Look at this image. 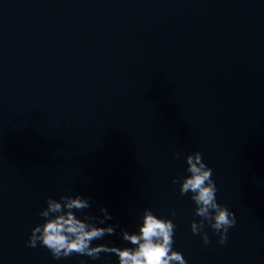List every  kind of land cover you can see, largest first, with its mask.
Segmentation results:
<instances>
[{"label": "water", "instance_id": "obj_1", "mask_svg": "<svg viewBox=\"0 0 264 264\" xmlns=\"http://www.w3.org/2000/svg\"><path fill=\"white\" fill-rule=\"evenodd\" d=\"M195 152L224 245L172 183ZM77 194L119 224L92 246L131 247L150 208L187 264H264V0H0V264H118L26 246L45 198Z\"/></svg>", "mask_w": 264, "mask_h": 264}, {"label": "clouds", "instance_id": "obj_2", "mask_svg": "<svg viewBox=\"0 0 264 264\" xmlns=\"http://www.w3.org/2000/svg\"><path fill=\"white\" fill-rule=\"evenodd\" d=\"M180 155L179 152L174 153L173 159H179ZM185 163L187 175L174 178L172 183L179 184L180 196L190 194L195 205L194 216L200 218L191 222L190 230L193 235H200L207 245L209 237L204 229L209 228L213 235H219L217 243L224 245L229 229L236 225L235 214L217 202L212 169L203 162L202 153L187 155ZM45 204L46 207L38 214L44 223L32 229L26 246L44 247L54 260L73 254L97 260L101 253H105L115 255L118 264H187L183 254L173 250L177 226L172 219L157 217L150 208L144 209L137 231L120 230L122 241L131 247H109L106 244L92 246L93 241L116 235L119 228L118 223L100 226L113 219L107 209H100L103 218L89 215L78 218L76 215L91 207V197L62 195L56 200L49 196L45 198ZM170 215L175 218V211Z\"/></svg>", "mask_w": 264, "mask_h": 264}]
</instances>
